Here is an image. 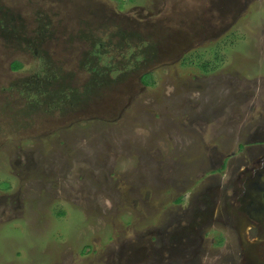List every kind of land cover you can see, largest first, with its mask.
Returning a JSON list of instances; mask_svg holds the SVG:
<instances>
[{"label":"rangeland","instance_id":"rangeland-1","mask_svg":"<svg viewBox=\"0 0 264 264\" xmlns=\"http://www.w3.org/2000/svg\"><path fill=\"white\" fill-rule=\"evenodd\" d=\"M255 154L264 0H0V264H238Z\"/></svg>","mask_w":264,"mask_h":264},{"label":"flooded vegetation","instance_id":"flooded-vegetation-1","mask_svg":"<svg viewBox=\"0 0 264 264\" xmlns=\"http://www.w3.org/2000/svg\"><path fill=\"white\" fill-rule=\"evenodd\" d=\"M263 179L264 156L255 154L253 165L240 171L239 186L234 187L232 211L226 214L237 245H240L236 255L238 264H264V198L259 195Z\"/></svg>","mask_w":264,"mask_h":264},{"label":"water","instance_id":"water-1","mask_svg":"<svg viewBox=\"0 0 264 264\" xmlns=\"http://www.w3.org/2000/svg\"><path fill=\"white\" fill-rule=\"evenodd\" d=\"M260 186V191H259V195H262V197L264 198V179H263V181H262V184L261 185H259ZM258 186V187H259ZM257 193V192H256ZM262 200H264V199H262ZM263 205H264V202L262 203Z\"/></svg>","mask_w":264,"mask_h":264},{"label":"trees","instance_id":"trees-1","mask_svg":"<svg viewBox=\"0 0 264 264\" xmlns=\"http://www.w3.org/2000/svg\"><path fill=\"white\" fill-rule=\"evenodd\" d=\"M120 1H123V0H120ZM12 65H15L14 67L12 66L13 69H15V70H18L21 67V64L16 62V61Z\"/></svg>","mask_w":264,"mask_h":264},{"label":"bare ground","instance_id":"bare-ground-1","mask_svg":"<svg viewBox=\"0 0 264 264\" xmlns=\"http://www.w3.org/2000/svg\"><path fill=\"white\" fill-rule=\"evenodd\" d=\"M240 2H241V0H240ZM25 3V2H24ZM223 11V10H222Z\"/></svg>","mask_w":264,"mask_h":264}]
</instances>
